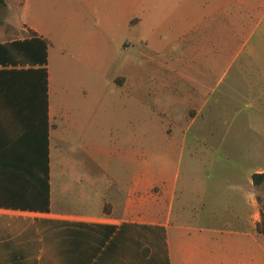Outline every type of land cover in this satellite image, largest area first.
Returning <instances> with one entry per match:
<instances>
[{"label":"crops","instance_id":"1","mask_svg":"<svg viewBox=\"0 0 264 264\" xmlns=\"http://www.w3.org/2000/svg\"><path fill=\"white\" fill-rule=\"evenodd\" d=\"M137 2L82 0V13L97 24L90 33L122 29ZM178 6L179 15L170 12L162 28L179 38L196 33L184 50L193 60L184 67L211 73L217 66L206 56H226L231 63L243 55V69L256 72L264 85V0H180ZM82 13L52 0H22L17 14L0 19V36L26 34L0 43L33 34L46 42L45 63L41 54L23 50L16 65L0 63V72L24 73L0 91V264H264V233L257 229L264 218V180L251 181L264 164L244 175L234 170L209 179L182 177L183 144L171 139L172 128L144 130L137 115L133 120L127 100L138 83L130 75L108 81L117 108L102 130L91 124V81L52 73L49 40L55 33L80 34ZM38 67L47 71L46 141L28 72ZM170 85L176 86L163 78L156 87ZM165 96L166 90L165 109L181 102L174 94ZM247 117L248 127L264 135L262 114ZM140 134L152 135L147 144L157 149L140 148L146 142ZM196 151L189 154L199 159Z\"/></svg>","mask_w":264,"mask_h":264},{"label":"rangeland","instance_id":"2","mask_svg":"<svg viewBox=\"0 0 264 264\" xmlns=\"http://www.w3.org/2000/svg\"><path fill=\"white\" fill-rule=\"evenodd\" d=\"M179 1L138 0L135 14L130 21L122 23V29L117 25L109 34H92L90 30L97 24L88 12L82 13V0H52L54 6L62 5L68 12L72 9L81 12L83 29L80 34L53 35L49 40L50 69L58 79L91 81L90 85L86 83L92 97L89 109L94 118L91 124L102 130L117 108V100L113 98L117 93L108 92V81L115 75H130L138 83L133 87L131 99L125 102L133 112V120L137 115L136 124L144 130L159 132L163 126L172 128L171 139L177 140V145L183 144L178 154L182 177L193 173L209 179L217 175L231 176L234 170L244 175L264 164V135L248 127L247 117L249 113H261L264 119V85L254 77L256 72L243 69V55L231 63L226 56L213 57L212 61L211 55L206 56L208 62L217 66L211 73L199 74L193 68L184 67V62L188 65L193 60V54L185 55L184 50L196 33L179 38L180 34L162 28L170 12L175 18L179 15ZM21 2L0 0V19L17 14ZM23 35L26 34H3L0 39ZM84 43L86 45L81 46ZM62 44L63 50L59 47ZM78 56L84 61L80 62ZM178 73L187 76L178 77ZM163 78L176 86L156 87ZM195 78L204 80L207 85L200 88ZM178 80L185 84H179ZM164 90L165 97L171 93L175 95L172 98L179 96L181 102L170 103L165 109L161 99ZM78 108L82 110L81 106ZM175 115L179 117L175 119ZM140 138L146 140L140 148L157 149L152 143L147 144L152 135L140 134ZM176 144L170 148L172 155L178 150ZM195 147L199 159L189 154ZM190 161L196 165L189 167ZM260 196L264 210V185Z\"/></svg>","mask_w":264,"mask_h":264},{"label":"trees","instance_id":"3","mask_svg":"<svg viewBox=\"0 0 264 264\" xmlns=\"http://www.w3.org/2000/svg\"><path fill=\"white\" fill-rule=\"evenodd\" d=\"M32 52L36 54H41L43 57V63H45L46 58V42L44 39L35 36L34 34L30 38L24 39H15L11 42H3L0 43V63L11 62L13 65H16L19 61L22 60V52ZM4 64V65H5ZM28 72H32V77L30 78L32 81V94L36 97V115L39 114L38 105L41 103V115L43 118V133H44V141H46V112H47V71L45 67H38L35 69H30ZM22 69L11 68L10 71L4 70L1 71L0 74H10L6 75L9 77H3L4 75H0V91L4 88L5 83L15 82L22 78ZM9 78V79H8ZM8 79V80H7ZM264 180V172L261 173H253L251 181L254 185H259ZM258 231L264 233V218H262V222L258 225Z\"/></svg>","mask_w":264,"mask_h":264}]
</instances>
